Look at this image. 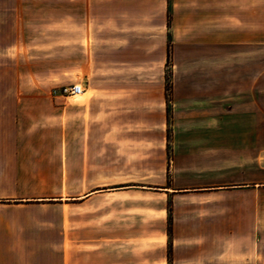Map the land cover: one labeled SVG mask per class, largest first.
Returning a JSON list of instances; mask_svg holds the SVG:
<instances>
[{
    "label": "crops",
    "instance_id": "0c3cea01",
    "mask_svg": "<svg viewBox=\"0 0 264 264\" xmlns=\"http://www.w3.org/2000/svg\"><path fill=\"white\" fill-rule=\"evenodd\" d=\"M157 4L152 3L158 7V49L149 51L152 54L145 51L141 62L131 58L128 46L112 52L113 56L124 52L127 59L114 64L116 73L104 84L110 88L111 114L116 115L110 119L111 129L119 125L134 129L135 109L144 112L141 115H167L164 70L154 79L149 70L155 56L161 68L166 64L168 42L170 115H194L189 119L195 121L213 120L210 115H223L222 120L263 115V0H170L169 24L167 2ZM32 5L29 0H0V208L4 210L91 198L98 191L71 197V169L81 168L86 160L82 154L88 149L82 137L86 130L97 138L108 125L99 101L87 95L103 87L96 78L83 88V96L75 98L77 104L63 105L61 112L56 106L57 100L68 97H61L60 89L50 90L56 87L55 75L47 70L49 55L39 42L45 38L46 21L28 14ZM87 14L86 0H64L62 72L67 80L71 74L88 71ZM72 22L78 27L73 38L77 42L71 41ZM101 61L96 52L92 72ZM134 70L148 74L140 80L126 78ZM71 85L75 83L61 88ZM210 126L196 122L185 127L186 132L172 129L174 189L160 190L172 195L174 207L165 249L157 258L144 251L136 255L134 250H121L133 248L138 240L101 237L87 245L11 237L0 238V264H264L262 134L257 128ZM118 139L111 144L115 151L122 150ZM94 161L102 168V153ZM188 196L200 205L177 206ZM2 221L3 231L17 227Z\"/></svg>",
    "mask_w": 264,
    "mask_h": 264
},
{
    "label": "rangeland",
    "instance_id": "374dc122",
    "mask_svg": "<svg viewBox=\"0 0 264 264\" xmlns=\"http://www.w3.org/2000/svg\"><path fill=\"white\" fill-rule=\"evenodd\" d=\"M29 1L33 5L30 6L28 14L37 15L46 21L44 25L46 35L44 40L39 42L41 47L47 49L49 55L47 70L55 75L56 87L50 90L58 91L62 89L61 86L71 83L86 89V85L94 78L103 81L102 88H97V92L88 91L87 95H91L94 101H99L98 107L102 110L104 123L108 125H104L102 136L97 138L94 137L91 129L86 130V134L82 135L88 142V149L82 153L86 160L83 161L81 168L72 167L71 169L74 180L70 185L71 197L81 196L89 190L98 192L85 202L55 201L43 205L31 203V206L13 207L11 210L0 208L2 223L17 225L15 230L10 227H8L10 231L0 229V238L44 239L53 240L56 243L67 239L87 245H92L101 237L114 238L120 242L138 240L140 243H135L133 248L126 247L121 250L125 253L134 250L136 255L144 251L145 254L148 253L157 258L160 256V250L163 252L165 249V235L169 236L171 230V212L174 207L172 195H166L165 191L160 190L174 189L171 183L175 169L174 153L170 144L172 129L179 128L178 131L183 132L189 126L194 127L196 122L200 127H212L210 125L213 123V127L216 128L227 126L232 129L257 128L262 134L264 145V0L262 8L263 115H257V118L255 115H231L230 120H222L223 115H210L213 120L195 121L189 119L194 115H170L168 103L170 93L168 97L166 92L167 115H141L144 112L141 113L135 109V115H131L135 122L134 129L129 128V130L126 127L122 128L121 125L113 129L110 126L111 117L116 115L111 114L110 88L105 87L104 84L111 79L113 73H116L112 71V68L116 67L114 64L124 63L126 61L122 60L127 59V54L124 52L115 56L112 52L116 53L117 50L128 46L131 58L134 57L136 62H141L145 51L150 54L156 51L159 47L158 7L152 6V3L155 5V3L167 2L169 18L170 0H86V11L90 12L86 15L84 23L88 71L71 74V80L65 79L69 76L62 72V51L65 42L63 34L66 29L63 19L64 0ZM37 1L39 6L35 7L34 4ZM71 9L73 12V7ZM77 31V25L72 22V42L78 41L73 39ZM169 46L168 42L167 48ZM96 52L97 56L102 55V61L98 62L100 64H97L96 72H92ZM154 59L155 62L149 74L154 79L160 69H163L166 91V85L171 84L172 59L170 57L169 62L166 61L162 68L159 65V57L155 56ZM146 74L148 73L134 70L128 73L129 76L126 74V78L140 80ZM57 101L56 106L60 108V112L63 105L77 104V100L72 97L60 98ZM174 116L178 118L176 121ZM189 120H191L189 126H184ZM112 133L115 137L111 135ZM117 137L122 150L115 151L111 144ZM100 153H102V168H98V164L97 167L94 165V157L95 155L99 157ZM248 172L250 173V169ZM261 172L264 175V167ZM188 193L192 194L190 191ZM194 199L192 196L183 198L177 206L200 205ZM167 245L166 256L168 257L170 253L169 244ZM93 250L88 248L87 252L92 253Z\"/></svg>",
    "mask_w": 264,
    "mask_h": 264
},
{
    "label": "built area",
    "instance_id": "2783aa9c",
    "mask_svg": "<svg viewBox=\"0 0 264 264\" xmlns=\"http://www.w3.org/2000/svg\"><path fill=\"white\" fill-rule=\"evenodd\" d=\"M84 93L83 88L80 85H71L69 87H63L59 91L61 97H72L75 98Z\"/></svg>",
    "mask_w": 264,
    "mask_h": 264
},
{
    "label": "trees",
    "instance_id": "16d2710c",
    "mask_svg": "<svg viewBox=\"0 0 264 264\" xmlns=\"http://www.w3.org/2000/svg\"><path fill=\"white\" fill-rule=\"evenodd\" d=\"M169 19V18H168ZM169 24V20H168V23ZM169 59H170V52H169V47H168V52H167V63L169 62ZM166 92L168 94V97H169V93H170V84L169 85H166Z\"/></svg>",
    "mask_w": 264,
    "mask_h": 264
},
{
    "label": "bare ground",
    "instance_id": "6f19581e",
    "mask_svg": "<svg viewBox=\"0 0 264 264\" xmlns=\"http://www.w3.org/2000/svg\"><path fill=\"white\" fill-rule=\"evenodd\" d=\"M84 94H82V95H80V96H77V97H75V98H79V97H81V96H83Z\"/></svg>",
    "mask_w": 264,
    "mask_h": 264
}]
</instances>
